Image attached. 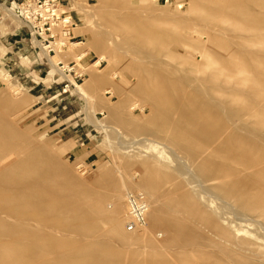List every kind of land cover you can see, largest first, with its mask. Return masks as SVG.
<instances>
[{"label": "rangeland", "instance_id": "rangeland-1", "mask_svg": "<svg viewBox=\"0 0 264 264\" xmlns=\"http://www.w3.org/2000/svg\"><path fill=\"white\" fill-rule=\"evenodd\" d=\"M27 1L0 0V128L30 150L0 174V264H264V0H53L73 29L52 53Z\"/></svg>", "mask_w": 264, "mask_h": 264}, {"label": "built area", "instance_id": "built-area-1", "mask_svg": "<svg viewBox=\"0 0 264 264\" xmlns=\"http://www.w3.org/2000/svg\"><path fill=\"white\" fill-rule=\"evenodd\" d=\"M15 14L27 25L32 36L39 40L41 46L50 53L56 48H63L71 39L73 25L53 0H29L15 4ZM128 232H141L146 226L149 201L141 193L126 194Z\"/></svg>", "mask_w": 264, "mask_h": 264}, {"label": "bare ground", "instance_id": "bare-ground-1", "mask_svg": "<svg viewBox=\"0 0 264 264\" xmlns=\"http://www.w3.org/2000/svg\"><path fill=\"white\" fill-rule=\"evenodd\" d=\"M229 1V0H228ZM235 1V0H234ZM237 2V1H236ZM211 4V3H210ZM228 4V3H227ZM225 5H226V3H225ZM232 4H230V6H231ZM234 6H236L235 4H234ZM234 6L232 5V8H234ZM238 6V5H237ZM237 6L235 7V8H237ZM225 7H227V6H225ZM228 7H229V5H228ZM231 8V7H230ZM5 9V8H4ZM226 9V8H225ZM7 11H10V9H6ZM247 16V15H246ZM249 18V17H248ZM261 25V24H260ZM256 26H258V25H256ZM260 27V26H259ZM259 27H257V28H259ZM261 28V27H260ZM52 60V59H51ZM103 59H100L98 62H97V64L96 65H99L100 64V62L102 61ZM61 69L62 68H58V66H57V63H55V62H53L52 61V64H51V70H50V72L48 73V75H47V77L44 79V82H48V83H50L51 81H53L54 80V78H55V76L57 75V74H60L61 76H63V77H67V75H65V74H63L62 72H61ZM76 84V83H75ZM77 85V88H78V90L79 91H81L82 93H84V91H83V89H82V87H80L78 84H76ZM1 124V123H0ZM25 143V142H24ZM227 143H229L228 141H226V142H224V144H223V146L220 148V149H223V147H225V149H226V147L228 146L227 145ZM227 145V146H226ZM217 149V148H216ZM30 153V150L28 149V148H26V147H22V146H14V145H12V144H10V143H8L5 139H4V136H3V134H2V132H1V128H0V155H5L3 158H2V160H1V162H0V174H2V173H5L7 170H9V169H12V168H15V167H17L20 163H22L24 160V156H26L27 154H29ZM233 155V153H231V152H228V153H226V160L228 159L230 162V164H231V161L232 162H234V163H237L238 161L237 160H235V159H232L231 158V156ZM13 157H16L17 158V160H16V162H15V159H14V161H11V159L13 158ZM13 160V159H12ZM40 160V159H39ZM38 160V163H36V165H34V167L33 168H36V167H38V166H42L43 164L41 163V161H39ZM225 160V159H224ZM226 162V161H225ZM39 164H41V165H39ZM45 165V164H44ZM46 166V165H45ZM46 168V167H45ZM219 168V167H218ZM222 169V168H221ZM221 169H219V170H221ZM37 171L36 169H33V172H35V171ZM45 170H47V169H45ZM41 172V171H40ZM40 172H38L39 174H40ZM36 173V172H35ZM44 176H45V173H44ZM13 182V181H12ZM236 186H238L237 188H236V190H238V192H241V193H249V192H252L251 190H253V194H255V192H256V190L257 189H255V192H254V188H257V187H252V185L248 182V180H245V181H240V182H238V184H236ZM154 188H155V184L154 183H152L151 181H149L148 180V182H145L144 184H142V186L141 187H139L138 186V190H141V191H143L141 194H143L144 196L145 195H149V194H151L153 191H154ZM263 189V188H262ZM234 190H232V192H233ZM258 197H260V198H262L261 196H263L264 197V190L261 192V189H260V191H259V188H258ZM134 193H137V192H134ZM251 193V194H252ZM259 193H261V194H259ZM233 194L234 193H232L231 195L233 196ZM245 194V195H246ZM256 194H257V192H256ZM235 196V195H234ZM256 196V197H257ZM146 197V196H145ZM236 197H239L238 196V194H237V196ZM241 197V196H240ZM243 198H244V196H242ZM241 197V198H242ZM263 199L264 198H262L261 200H262V202L260 201H258L259 203H262L263 204ZM6 200V201H5ZM5 200H3V201H5L4 202V204L5 203H9V201H10V204L11 203H17L18 201H17V199H16V196L14 195L12 198H9V199H5ZM91 201V200H90ZM150 201V200H149ZM92 203H94L92 206H94V207H92V208H94V209H97V210H99V211H101L102 212V203H101V201L100 200H97L96 202L94 201V202H92ZM7 204H5V206L7 205ZM18 204V203H17ZM16 204V205H17ZM149 204H150V202H149ZM261 204V205H262ZM9 205V204H8ZM7 205V206H8ZM264 205V204H263ZM9 206H11V205H9ZM152 206V205H151ZM151 206H149V209L151 208ZM13 207H15V206H13ZM20 207V206H19ZM6 209H8L7 207H6ZM10 209V212H11V208H9ZM12 209H14V208H12ZM115 211H117V213L116 212H114V214H113V218H112V222L114 223V222H116L118 219H119V207H117L116 208V210ZM13 212H15V211H13ZM96 212V211H95ZM149 210H148V214H149ZM9 213V212H8ZM18 213H19V211H18ZM151 213V212H150ZM156 213V212H155ZM11 214V213H10ZM147 214V215H148ZM126 218H127V216H126ZM15 219H17V218H15ZM20 219V218H19ZM23 220V219H22ZM152 220L153 221H156L157 220V216H155L154 215V213L152 214ZM127 221V220H126ZM1 223V222H0ZM145 228V227H144ZM145 229H147V228H145ZM142 231V230H141ZM119 231H118V229H114V234H116V233H118ZM6 248V247H5ZM4 248V249H5ZM3 249V250H4ZM199 257V256H198ZM192 258V259H190V261H189V264H216L215 263V261L211 258V257H208V256H201L200 255V257L199 258ZM217 262V261H216Z\"/></svg>", "mask_w": 264, "mask_h": 264}]
</instances>
